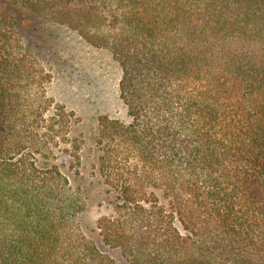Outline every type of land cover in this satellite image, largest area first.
Segmentation results:
<instances>
[{"label": "trees", "instance_id": "trees-1", "mask_svg": "<svg viewBox=\"0 0 264 264\" xmlns=\"http://www.w3.org/2000/svg\"><path fill=\"white\" fill-rule=\"evenodd\" d=\"M20 3L121 68L126 119L97 138L103 243L127 264H264V0ZM46 75L0 10V264H120L80 224L62 170L80 143Z\"/></svg>", "mask_w": 264, "mask_h": 264}, {"label": "rangeland", "instance_id": "rangeland-1", "mask_svg": "<svg viewBox=\"0 0 264 264\" xmlns=\"http://www.w3.org/2000/svg\"><path fill=\"white\" fill-rule=\"evenodd\" d=\"M0 10L13 16L24 46L41 61L47 74L42 83L46 98L70 114L71 136L80 143V163L71 167L66 161L62 170L72 186L85 194L86 205L79 218L83 230L103 252L127 264L118 250L103 243L96 229L97 221L111 214V197L98 172L99 119H126L118 91L121 68L107 50L88 45L65 26L41 19L20 0H0Z\"/></svg>", "mask_w": 264, "mask_h": 264}]
</instances>
